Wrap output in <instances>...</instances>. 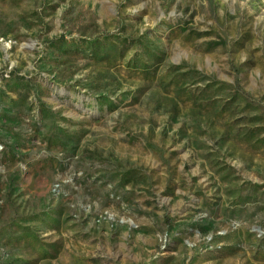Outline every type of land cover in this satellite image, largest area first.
<instances>
[{
  "label": "rangeland",
  "instance_id": "obj_1",
  "mask_svg": "<svg viewBox=\"0 0 264 264\" xmlns=\"http://www.w3.org/2000/svg\"><path fill=\"white\" fill-rule=\"evenodd\" d=\"M0 264H264V0H0Z\"/></svg>",
  "mask_w": 264,
  "mask_h": 264
}]
</instances>
